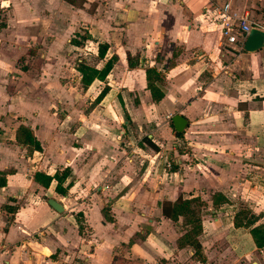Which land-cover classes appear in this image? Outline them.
Here are the masks:
<instances>
[{
	"label": "crops",
	"instance_id": "obj_1",
	"mask_svg": "<svg viewBox=\"0 0 264 264\" xmlns=\"http://www.w3.org/2000/svg\"><path fill=\"white\" fill-rule=\"evenodd\" d=\"M208 3L0 0V264H264L250 233L264 228L263 51L243 49L240 36L222 45ZM231 6L264 20V0ZM75 32L89 38L75 45ZM81 53L98 69L115 56L105 82L84 88L72 64L69 83L64 65ZM100 84L109 89L94 103ZM174 114L187 121L179 135ZM20 126L39 149L18 141ZM63 169L58 190L54 178L47 187L34 179ZM214 193L225 201L213 204ZM178 196L204 202L203 260L177 245L182 219L162 215L160 202Z\"/></svg>",
	"mask_w": 264,
	"mask_h": 264
},
{
	"label": "trees",
	"instance_id": "obj_2",
	"mask_svg": "<svg viewBox=\"0 0 264 264\" xmlns=\"http://www.w3.org/2000/svg\"><path fill=\"white\" fill-rule=\"evenodd\" d=\"M70 1V0H68ZM72 2V1H71ZM89 35L87 33H78L75 32L74 36L71 38V43L75 45H81ZM107 50V44L105 42H99L97 47V55L99 57H103ZM115 56H110L103 64L101 68H96L93 65L87 63L84 59L76 61L75 69L80 74V82L82 86L87 87L95 78L105 82L106 76L112 68ZM128 66L133 67L137 64V57H130L127 54ZM151 72H154L153 69L147 68L146 75L148 79L147 87L151 92V96L153 99H159L162 96L160 90L155 86L152 79L155 80L157 75L151 76ZM109 87L104 84L99 93L95 98V102H98L103 98V96L108 92ZM176 135H179V132L173 131ZM17 139L19 142L23 144H27L31 149H39V142L33 136L31 130L27 127L20 126L17 129ZM68 174V169H63L61 173L55 172L53 175L45 174L41 171H36L34 173V179L39 182L42 186L47 187L51 180L54 178L57 181L56 189L58 190V186L61 181ZM4 183V180H0V185ZM60 191V189H59ZM211 200L213 204L222 203L225 201L224 197L220 193H214L211 196ZM204 202L201 201L200 198L192 197V198H183L178 196L175 200L171 201L168 199H163L160 202V208L162 215L171 219L174 222H178L179 218H181V223L184 226L182 230V234L179 236L177 240V245L179 247H183L186 245L191 246L194 249V253L197 256H201V246L198 240V235L201 233L202 225H201V208ZM252 219L249 217L245 222L238 221L235 218L234 224H244V226H249L252 223ZM180 223V224H181ZM250 233L253 237V240L257 246H262L264 244V228L261 226H253L250 229ZM203 260V258H200Z\"/></svg>",
	"mask_w": 264,
	"mask_h": 264
},
{
	"label": "built area",
	"instance_id": "obj_3",
	"mask_svg": "<svg viewBox=\"0 0 264 264\" xmlns=\"http://www.w3.org/2000/svg\"><path fill=\"white\" fill-rule=\"evenodd\" d=\"M208 4V12L211 16V21L220 34L221 44L224 46L237 43L239 41V36L245 38L246 34L252 28L264 31V20L252 19L247 14L237 15V13L232 10V0H209ZM262 51L264 56V45L262 46ZM177 145L182 146L181 143ZM158 160L159 158L154 156L153 161H149V164H151L150 169H153L152 172H154V174L159 169L158 163L156 165L154 164V162H158ZM163 160L161 175H165L168 169L171 168V160L166 156Z\"/></svg>",
	"mask_w": 264,
	"mask_h": 264
},
{
	"label": "water",
	"instance_id": "obj_4",
	"mask_svg": "<svg viewBox=\"0 0 264 264\" xmlns=\"http://www.w3.org/2000/svg\"><path fill=\"white\" fill-rule=\"evenodd\" d=\"M263 45L264 31L256 28L250 29L244 38L243 49L247 51H256L261 49ZM171 121L176 132H182L187 123L186 119L180 114H174ZM47 203L57 212H61L63 209L61 204L53 198H47Z\"/></svg>",
	"mask_w": 264,
	"mask_h": 264
},
{
	"label": "rangeland",
	"instance_id": "obj_5",
	"mask_svg": "<svg viewBox=\"0 0 264 264\" xmlns=\"http://www.w3.org/2000/svg\"><path fill=\"white\" fill-rule=\"evenodd\" d=\"M264 11V10H263ZM261 17L262 18H264V12L261 14ZM87 50V49H86ZM90 50V49H89ZM72 53L73 52H78V51H76V49H72V51H71ZM84 54L83 53H81V54H77V55H75V54H73V56L69 59V62L70 63H65V65H64V68L63 69H65V67H66V70H65V73H66V77H68V79H69V83L70 84H73L74 83V81H76V78H75V75H76V73H75V71H73L72 69H71V66H72V64H75L76 63V61H78L77 60V58L78 57H81V58H84V56H83ZM90 62H92V61H90ZM101 86L103 85V84H100ZM75 101H76V98H75ZM109 101V99H107L106 101H105V103H107ZM141 163H142V165L143 166H140V169L145 173V159L144 160H142V161H140ZM139 162V163H140ZM177 225H178V229L179 230H183V225H182V223L181 224H179V223H176ZM197 258H201V256H197ZM218 256H214V258H213V262L214 263H219L218 262Z\"/></svg>",
	"mask_w": 264,
	"mask_h": 264
}]
</instances>
